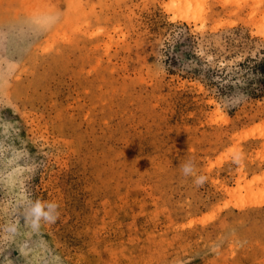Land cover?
I'll return each instance as SVG.
<instances>
[{
    "label": "rangeland",
    "instance_id": "374dc122",
    "mask_svg": "<svg viewBox=\"0 0 264 264\" xmlns=\"http://www.w3.org/2000/svg\"><path fill=\"white\" fill-rule=\"evenodd\" d=\"M51 2L65 19L17 76L19 113L0 116L45 161L30 188L61 205L44 236L65 264H264V94L237 65L264 57V0ZM237 90L247 101L224 108ZM189 158L201 187L181 173ZM225 225L249 243L208 254ZM10 247L0 261L23 264Z\"/></svg>",
    "mask_w": 264,
    "mask_h": 264
},
{
    "label": "clouds",
    "instance_id": "9594fccd",
    "mask_svg": "<svg viewBox=\"0 0 264 264\" xmlns=\"http://www.w3.org/2000/svg\"><path fill=\"white\" fill-rule=\"evenodd\" d=\"M65 15L66 7L51 0L26 12L0 9V109L10 108L19 113V103L12 91L17 76L31 62L36 46L63 23ZM163 58L161 54L156 62L165 72L161 63ZM230 73L237 74L236 71ZM234 83L243 84V80L237 77ZM223 99V107L228 108L245 103L248 97L237 90L231 97ZM19 132L16 121L0 116V220H6L8 224V234L0 237V253L12 249L10 244L16 243L23 264H65L58 249L44 236L47 233L44 226H51L60 218L61 205L55 200L33 198L30 181L39 169L45 168V161L33 158L26 147L29 140L21 139ZM39 149L47 158L46 151ZM242 161L241 152L232 154L233 164L239 165ZM181 173L185 178L191 177L196 187L206 183V176L198 172L193 158L181 165ZM229 242L237 249L249 243L247 238L239 237L235 226L225 225L222 234L213 239L205 251L219 256ZM8 257L10 252L0 264H14ZM189 261L181 258L180 264H189Z\"/></svg>",
    "mask_w": 264,
    "mask_h": 264
},
{
    "label": "trees",
    "instance_id": "16d2710c",
    "mask_svg": "<svg viewBox=\"0 0 264 264\" xmlns=\"http://www.w3.org/2000/svg\"><path fill=\"white\" fill-rule=\"evenodd\" d=\"M240 68H243V72L245 74L247 72H250L251 74H256L260 78L258 79L259 85H261V88L259 89V93L264 94V57L258 58V59H252V63L248 64L247 62H241L237 64Z\"/></svg>",
    "mask_w": 264,
    "mask_h": 264
},
{
    "label": "bare ground",
    "instance_id": "6f19581e",
    "mask_svg": "<svg viewBox=\"0 0 264 264\" xmlns=\"http://www.w3.org/2000/svg\"><path fill=\"white\" fill-rule=\"evenodd\" d=\"M261 203V202H260Z\"/></svg>",
    "mask_w": 264,
    "mask_h": 264
}]
</instances>
